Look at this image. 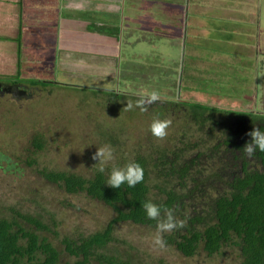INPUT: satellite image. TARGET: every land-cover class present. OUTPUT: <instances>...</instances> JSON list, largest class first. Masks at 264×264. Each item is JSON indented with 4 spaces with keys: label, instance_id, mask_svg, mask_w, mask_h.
I'll list each match as a JSON object with an SVG mask.
<instances>
[{
    "label": "rangeland",
    "instance_id": "obj_1",
    "mask_svg": "<svg viewBox=\"0 0 264 264\" xmlns=\"http://www.w3.org/2000/svg\"><path fill=\"white\" fill-rule=\"evenodd\" d=\"M19 11L20 5L17 3L11 5L4 0L0 2V36L10 39V42L3 41L0 45V82L6 86L17 81L20 87L15 94L13 89L10 90L12 87L0 92V151L8 154L12 162L16 161L17 166L22 167V173L0 168V212L9 217L12 208L30 214L39 212L45 216V221L49 220V213H52L58 222V235L55 236L52 232L44 233L61 251V263L73 264L77 260L64 250L62 237L77 238L79 235L103 230L116 216V212L112 207L84 194L66 193L57 185L45 181L36 168L45 166L49 169H70L89 175L94 166L92 154L96 147L102 144H109L113 148V160L108 163L111 164L116 158H134L136 154L150 153L151 144L155 142H163L173 149L180 143L178 139H181L188 142L202 140L201 146L185 152L182 157L188 158L193 151H206L210 157L202 159L201 168L207 173L215 164L220 165L217 154L212 153L210 148L217 141L226 138L227 124L233 126L234 123L232 117L226 125L222 124L228 116L226 110H233V114L237 108L264 111V87L261 86L264 58L259 62L257 84L249 87H246L248 84L244 86V82L238 84L239 87L236 86L238 82L243 81L241 75L236 79L228 78L227 81L214 80L216 83L204 78L200 80L199 90L193 95L192 92H186L185 88H178L177 93L171 89L176 80L180 79L173 78L175 81L167 90L168 80L159 78L157 92L163 98L190 101L185 103V106L181 103V106L188 110L173 107L170 103L157 102L145 103L144 111H141L134 103L138 97L126 95L127 93H101L90 89L43 83V79L48 78V75L43 78L40 76L50 74L53 69L51 54V60L44 57H47L45 51L47 52L49 47L46 49V46L52 45L54 38L49 36L46 39L47 44H39L42 38L39 36L41 30L24 29L30 34V42L24 43L21 35V52L18 55L16 37L20 33L17 28ZM7 12L9 19L2 22L6 19ZM148 44L152 45L142 42L133 44V47L146 51L151 48ZM127 46L126 44L125 47ZM162 47L165 48V45ZM149 54L144 53V56ZM40 55L43 60L39 58ZM238 65L232 64L233 67ZM248 70L251 71L249 68ZM32 82L35 85L30 84ZM146 86L148 87H145V91H148V88L152 90L150 84ZM221 95L228 97L223 98ZM237 97L239 101H232L231 98ZM128 102L133 103L131 108L127 106ZM195 102L204 104L200 106L202 109H191V106L196 105ZM189 110L204 114L215 112L216 115L200 130L199 125L190 118ZM159 114L163 115L162 118L170 120L166 135L162 138L153 136L148 129L151 120L160 117ZM216 120L221 124L211 125ZM177 128L180 133L175 132ZM39 134L44 140V147L33 152L31 139ZM113 136L117 137L116 141H112ZM148 140L152 142L146 143ZM154 145L156 146V143ZM32 156L37 161L32 166L26 165V157ZM1 163L6 165L4 161ZM166 233L168 232L161 233L163 242ZM155 235L156 227L129 221L118 222L114 225L112 241L105 251L123 259L129 258L137 264H242L239 248L235 245H225L220 252L211 256L200 250L187 257L166 242L163 246L155 244ZM88 264L99 263L92 260Z\"/></svg>",
    "mask_w": 264,
    "mask_h": 264
},
{
    "label": "trees",
    "instance_id": "obj_2",
    "mask_svg": "<svg viewBox=\"0 0 264 264\" xmlns=\"http://www.w3.org/2000/svg\"><path fill=\"white\" fill-rule=\"evenodd\" d=\"M21 35L20 28L18 55L21 52ZM43 83L107 93L101 88L47 79H43ZM13 84L18 85L19 82ZM30 84L35 85L34 82ZM157 102L184 109L185 103L190 101L161 97L151 103ZM195 103L191 109H202L200 106L204 104ZM235 110L234 114L233 110H226L228 116L222 124L226 125L234 117L233 126H226V138L210 148L212 153L217 154L220 165L215 164L207 173L201 168L202 159L210 157L206 151H193L188 158L182 157L185 152L201 146L202 140L188 142L181 139L173 149L163 142H155L156 146L155 143L151 144L150 153L136 154L134 158H116V161L106 165L102 173L95 166L89 175L70 169L36 168L45 181L57 185L66 193L84 194L112 207L116 212L103 230L77 238L62 237L64 250L77 258L73 264H88L92 260L99 264H137L105 250L112 241L113 228L118 222L129 221L156 227V220L147 218L141 206L146 199L162 206L161 218L170 209L174 217L185 221L182 227L174 228L163 236L164 242L175 246L184 256H193L200 250L211 256L220 252L225 245H235L239 248L242 264H264V151L247 156L242 150L245 141L250 140L248 132L254 126L264 130V111ZM189 111L190 118L199 125L200 130L216 115L215 112L204 114ZM159 116L163 119L162 114ZM213 124L221 122L216 120ZM179 130L177 128L175 132L180 133ZM112 138V141H116L117 137ZM145 142L150 144L152 140ZM31 145L33 152L43 149L44 140L40 134L33 136ZM11 159L0 151V168L22 173V167ZM129 160L141 165L143 179L140 182L131 187L121 184L118 188L104 183L110 167L122 166ZM3 161L6 165L1 163ZM36 161L33 156L26 157L25 164L32 166ZM49 214V220L45 221V216L39 212L30 214L12 208L10 217L0 212V264H70L61 263V251L45 234L52 232L58 235V222L52 213Z\"/></svg>",
    "mask_w": 264,
    "mask_h": 264
},
{
    "label": "crops",
    "instance_id": "obj_3",
    "mask_svg": "<svg viewBox=\"0 0 264 264\" xmlns=\"http://www.w3.org/2000/svg\"><path fill=\"white\" fill-rule=\"evenodd\" d=\"M4 2L20 5L17 28L22 29L24 43L30 42V34L24 29L41 30L39 44H47L49 36L54 38L52 45L46 46L44 57H52L53 69L40 76L48 75L46 79L54 82L123 92L136 98L133 93L145 91L146 85L157 91L159 78L168 80L167 90L176 78L180 80L171 88L175 93L185 88L193 94L204 78L216 83L214 80L241 75L243 81L237 87L242 82L248 84L246 87L257 84L259 62L264 58V0ZM8 15L2 22L9 19ZM9 40L0 36V45ZM142 42L151 43V48L144 51L133 47ZM39 58L43 60L41 55ZM231 99L239 101L238 97Z\"/></svg>",
    "mask_w": 264,
    "mask_h": 264
},
{
    "label": "clouds",
    "instance_id": "obj_4",
    "mask_svg": "<svg viewBox=\"0 0 264 264\" xmlns=\"http://www.w3.org/2000/svg\"><path fill=\"white\" fill-rule=\"evenodd\" d=\"M138 97L135 100V105L144 111L145 103H151L161 98V95L156 90L142 91L133 93ZM127 106L131 108L132 102H128ZM170 124L167 118L154 117L148 125L150 133L157 137L162 138L166 135V129ZM250 140L245 141L242 146L244 154L252 156L254 152L264 151V130L253 127L249 132ZM95 163L93 164L97 171L104 172L106 165L113 160V148L109 144H102L96 147L95 152L92 154ZM143 179V169L141 165L135 160H129L122 166L110 167L106 180L108 186L118 188L121 184H126L131 187ZM145 216L149 219L156 220V235L154 243L163 246L161 233L171 231L174 228H180L184 225L185 221L173 216L172 211H166L163 218H161V205L154 203L151 199H146L142 203Z\"/></svg>",
    "mask_w": 264,
    "mask_h": 264
},
{
    "label": "flooded vegetation",
    "instance_id": "obj_5",
    "mask_svg": "<svg viewBox=\"0 0 264 264\" xmlns=\"http://www.w3.org/2000/svg\"><path fill=\"white\" fill-rule=\"evenodd\" d=\"M18 86H19V84L18 85L11 84V85H6L5 86V84H3L2 82H0V92L7 91V88L8 87H12L10 90L13 89V94H15V91H17V89H20V87H18ZM184 109H186V108H184Z\"/></svg>",
    "mask_w": 264,
    "mask_h": 264
}]
</instances>
